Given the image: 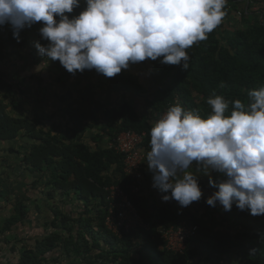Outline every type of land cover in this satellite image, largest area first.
<instances>
[{
    "label": "trees",
    "instance_id": "16d2710c",
    "mask_svg": "<svg viewBox=\"0 0 264 264\" xmlns=\"http://www.w3.org/2000/svg\"><path fill=\"white\" fill-rule=\"evenodd\" d=\"M240 23L245 28L236 27L232 32H227L220 25L209 34L207 40L189 48V67L186 71L181 70L180 66L146 60L150 63L159 90L149 101V111L143 117H139L128 104L104 108L94 103L91 108L90 100L76 101L77 105H88L90 108L76 113L67 111L65 124L69 127L65 126L68 130L62 132L51 128L59 119L56 113L36 114L32 119L13 116L0 102V143L17 139L30 141L31 146L22 154L19 167L34 177V190L40 189L43 194L46 192L48 199L52 198V193L63 198L74 194L83 207L76 219H71L63 210L60 212L57 205L55 209L50 207L53 219L43 227L46 230L49 226L52 231L36 239L33 244L18 249L17 264H61L59 255L67 257L66 264H77V261H81L80 264H184L195 255L194 250L187 247L189 244L200 250L207 263L219 261L222 255H236L239 264H264V216L246 214L234 205L231 217L241 225L240 230L232 238H221L197 224L186 208L179 209L175 214L171 210L168 213H155V221L145 219L138 211L135 196L131 200L143 220L151 224V229L131 231L121 239L115 238L104 227L107 206L104 188L111 184L125 188L130 184L122 172V158L111 148L92 151L80 142L86 129L98 123L100 117L97 114L100 113L106 121L101 130H108L111 142L115 132H144L146 137L142 148L147 154L150 150L152 122L158 120L175 101L186 109H199L202 116L206 117L211 111L206 99L214 92L223 94L229 100L245 99L250 89L264 84V25L246 17H242ZM39 26L37 24L23 30L20 34L21 43L12 38L9 26L0 28V60L5 57V53L26 47L28 41L38 35ZM40 42L47 43L44 40ZM53 63L57 68L62 67L59 61ZM77 74L95 80L102 79L118 92H142V87L134 78L127 77L125 70L115 78H106L95 70ZM221 82L225 83L224 88L220 87ZM14 92L20 93L18 85L5 80L0 73V93L7 96ZM9 152L13 153L11 150ZM93 201L98 203L93 205ZM23 210L21 207L19 213L23 214ZM182 222L196 225V236L187 243L183 254L170 253L157 235V227L177 226ZM13 225L11 220L4 232H8ZM93 227L97 228V233L110 239L106 242V251L99 247ZM251 239L255 242H250ZM149 252L151 260L147 259Z\"/></svg>",
    "mask_w": 264,
    "mask_h": 264
},
{
    "label": "clouds",
    "instance_id": "9594fccd",
    "mask_svg": "<svg viewBox=\"0 0 264 264\" xmlns=\"http://www.w3.org/2000/svg\"><path fill=\"white\" fill-rule=\"evenodd\" d=\"M227 4L228 0H0V28L9 26L12 38L21 43L23 30L40 25L38 35L47 43L33 41L42 58L36 73L55 61L72 75L95 70L106 78L146 60L186 71L187 50L222 24ZM225 86L221 82L220 87ZM206 104L211 109L206 117L177 102L152 122L146 155L152 187L161 193L162 202L174 200L183 209L202 198L199 177L204 175L216 189L206 199L209 206L219 204L228 212L235 205L252 216H264V84L250 89L243 100L214 92Z\"/></svg>",
    "mask_w": 264,
    "mask_h": 264
},
{
    "label": "crops",
    "instance_id": "0c3cea01",
    "mask_svg": "<svg viewBox=\"0 0 264 264\" xmlns=\"http://www.w3.org/2000/svg\"><path fill=\"white\" fill-rule=\"evenodd\" d=\"M225 11L227 12V15L221 24V26H223L222 30L224 29V31L232 32L231 30L236 27L241 29L245 28L243 23H240V19L242 17H246L251 19L253 22L264 25V0H229ZM238 12L241 14L240 16L237 15ZM61 68H57L55 66V72L47 67L41 72L43 75L42 92H44L42 100H45V104L49 107V109L51 104L56 103L57 112L55 113L59 118L56 121V129H59L62 132L64 130L67 131L68 129L66 127H69L65 124L67 121V111L76 113V111L83 112L90 108L88 105H86L87 107L79 106L76 104V101L80 102L82 100H90L91 108L94 106V103L103 106L104 108H118L122 104H128L134 109L139 117H143L149 111L147 108L149 101L155 97L159 90V84L156 81V77L152 73L149 61L132 65L128 70H125L126 76L134 78L142 87V92L138 94H135L134 92L115 91L110 88L108 84H105V81L102 79L95 80L79 74L72 75L69 74L63 67ZM53 80L56 83H54ZM97 115L100 117L98 123L93 125L91 129H86L80 139V142L86 144L92 151H96L97 149H110L111 136L108 135V130L106 132L101 130L106 121L102 119L100 113ZM65 135L67 136L68 134L66 133ZM146 163L147 160H145L143 167L144 171L140 186L141 189L139 193L135 195L137 199L136 204L138 211L143 214L142 216L145 219L155 221V213H168L171 210L175 214L180 208L174 200L162 202L161 193L152 187L151 173L147 170ZM193 167H195V165H193ZM111 169H113V167H111ZM22 172L24 175H27L24 171ZM212 176L213 179H219L216 173H212ZM199 183L203 190V196L198 202H193L190 206L186 207V209L196 219L197 224L209 229L212 235L220 236L221 238H225L226 236H228V238H232L241 227V225L236 223L234 218L231 217L233 207L231 211L225 212L219 204L215 207L209 206L206 203V199L214 191H216V189L209 186L207 176L200 175ZM28 191L30 192L29 194H31V198H37L34 195V188ZM40 194L43 193L40 192ZM44 194V196L37 198L33 204L34 206L38 205L37 207L39 210L38 208H35L32 212H30L31 217L37 219V221L43 219L44 210L46 211L45 213L47 214V219H53L51 215L52 213L48 210V208L52 207L54 204L57 205L59 209L63 210V212L67 213L71 219H76L83 211L81 203L76 199L74 194H70L69 196L63 198L52 193V198L50 199H48L46 192ZM39 201L43 202L44 207L39 205ZM53 202L54 204H51ZM95 203L98 202H92L93 205H95ZM234 207L236 206L234 205ZM244 212L248 214L247 211ZM42 223L48 224V222ZM34 224H37V222ZM93 228L95 231L94 237L99 243V247L103 251H106L105 249L108 248L106 246V242L110 239L104 234L97 233V228ZM46 231L50 233L52 229L49 227ZM44 234L39 237L29 238L28 244H33L36 239L43 237ZM250 242L254 243L255 240L251 239ZM188 246L190 250H194L195 255L193 258L186 260L184 264H239V259L236 255H222L218 259L219 261L213 260L210 263H207L204 260V255L199 249H195L193 244H189L187 247ZM158 250H161V247H158ZM66 258V256L59 255L58 260H60L61 264H66ZM80 262L81 261H77V264H80Z\"/></svg>",
    "mask_w": 264,
    "mask_h": 264
},
{
    "label": "rangeland",
    "instance_id": "374dc122",
    "mask_svg": "<svg viewBox=\"0 0 264 264\" xmlns=\"http://www.w3.org/2000/svg\"><path fill=\"white\" fill-rule=\"evenodd\" d=\"M36 39H40V36L37 35L35 39L29 40L26 47L5 53V57L0 60V73L8 82L17 84L20 91L18 94L14 92L13 95L7 96L0 93V102L6 106V111L13 116H25L32 119L36 114H43L42 112L46 114L57 112L56 103L51 104L49 109L45 100H42L44 94L42 92L43 75L42 72L36 73L34 71L35 66L42 59L37 55L33 46V41ZM44 63L45 66L48 63L46 58ZM55 66L53 62H50L48 68L55 71ZM53 82L56 83L54 80ZM51 128H57V125L55 124ZM30 146V141L25 139L0 143V264H17V251L28 246L29 238L49 233L43 227L46 223H42L52 220L47 219L46 211L43 209V219L38 221L30 214L35 208H38V205L34 206L33 204L43 194H40L39 191L41 190L37 189L34 191L37 198H31L28 190L33 188L34 177L24 175L19 167L22 154ZM9 150L13 153L10 154ZM37 185L40 187V184ZM39 202V205L44 207L43 202ZM21 207L24 208L23 214L19 213ZM51 208L55 209V204ZM59 211L62 212V210ZM11 220L14 222L13 227L8 232H4ZM35 222L37 224H34ZM147 259H152L150 252L147 253Z\"/></svg>",
    "mask_w": 264,
    "mask_h": 264
},
{
    "label": "built area",
    "instance_id": "2783aa9c",
    "mask_svg": "<svg viewBox=\"0 0 264 264\" xmlns=\"http://www.w3.org/2000/svg\"><path fill=\"white\" fill-rule=\"evenodd\" d=\"M237 15L241 14L238 12ZM145 137L144 132L137 133L130 130L115 132L112 135L110 148L121 156L122 172L130 181L125 188L119 184H111L104 188L107 203L104 227L118 239L131 231L151 229V224L143 220L131 200L141 189L147 155L142 148ZM156 232L168 252L181 255L186 250L187 243L196 236L197 226L182 222L177 226H158Z\"/></svg>",
    "mask_w": 264,
    "mask_h": 264
}]
</instances>
